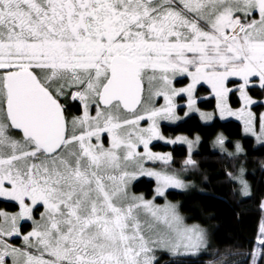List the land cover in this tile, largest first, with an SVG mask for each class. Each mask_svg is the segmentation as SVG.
I'll return each mask as SVG.
<instances>
[{
    "label": "snow or ice",
    "instance_id": "1",
    "mask_svg": "<svg viewBox=\"0 0 264 264\" xmlns=\"http://www.w3.org/2000/svg\"><path fill=\"white\" fill-rule=\"evenodd\" d=\"M177 77L188 83L175 87ZM201 85L221 119L236 117L264 146V113L251 110L249 95L250 86L264 91V0H0V197L19 207L0 211V264H159L157 252L205 251L207 231L186 226L166 196L190 183L171 170V152L151 148L186 145L182 171L198 168L201 137L166 139L160 121H211L197 104ZM225 143L221 133L213 146L247 155L241 142L234 151ZM244 174L226 173L248 196ZM140 177L154 179L151 199L132 191ZM22 221H31L27 233ZM247 257L264 264V223Z\"/></svg>",
    "mask_w": 264,
    "mask_h": 264
},
{
    "label": "trees",
    "instance_id": "2",
    "mask_svg": "<svg viewBox=\"0 0 264 264\" xmlns=\"http://www.w3.org/2000/svg\"><path fill=\"white\" fill-rule=\"evenodd\" d=\"M177 81L184 84L188 80L184 77ZM198 91L210 93V88L201 85ZM250 91L262 96L257 86L250 87ZM230 100L233 105H240L238 93L230 95ZM200 103L204 107L215 108L213 95L200 100ZM72 113L79 114L78 105L73 106ZM162 130L170 137L177 134H198L201 137L197 150L193 152V158L198 162L195 170L182 171L187 156L186 145L154 142L152 147L171 152V170L180 171L193 181L189 189H171L167 195L179 203L188 221L207 228L210 241L209 247L195 257L189 259L165 255L159 264H244L248 259L247 253L256 247L264 215L261 207L264 199V146L257 145L253 137L244 135L241 122L234 119L215 118L210 123H204L198 115L193 114L191 118L176 124L163 123ZM221 133L230 148H234V143L239 140L247 155L231 158L214 148L213 141ZM241 165L245 167V175L251 184V193L246 197L240 196L237 181L230 180L226 175L229 171L236 175ZM153 187L154 180L146 177L134 185L135 190H144L148 197L152 196ZM17 208V203L0 198V209Z\"/></svg>",
    "mask_w": 264,
    "mask_h": 264
},
{
    "label": "rangeland",
    "instance_id": "3",
    "mask_svg": "<svg viewBox=\"0 0 264 264\" xmlns=\"http://www.w3.org/2000/svg\"><path fill=\"white\" fill-rule=\"evenodd\" d=\"M180 78H184V77H177L176 81L174 82V86L177 87V88H179V87H183V86H185V85L188 83V81H187L186 83H184V84L178 83L177 80L180 79ZM206 86H207V85H206ZM230 86H231V85H230ZM250 87H251V86H250ZM257 87H258V86H257ZM147 88H148L147 81H145V97H147ZM198 90H199V87H198ZM258 91H260V93H262V96H259V95H257V94H252L251 91H249V95H251V96L253 97V99L256 100V101L258 102L257 104L253 105V106H252V109H251L254 113H257V115H259L260 113H264V91L260 90L259 88H258ZM197 95H198V97L200 98V99H198L197 104H198V107L201 109V111L214 113L213 119H212L211 121H208V122H204V121H202V120H201V121L204 122V123H210V122H212L215 118H219V119H221L220 116H219V113L216 111V100H215V108H207V107H204L203 105H201V103H200V100H204V99H206L207 97H209L210 95H212V94H211V89H210V93L199 92V91H198V92H197ZM238 96H239V95H238ZM146 103H148L147 100H146ZM150 103H151L152 105L156 106V107H159V106H161V105L164 104V99H163V97H153ZM176 103H177V105H178V107H177V115H179L180 117L183 118V117H184V111L187 110V109L184 107V105H185V103H186V98H183V99H182V98H179V97H178L177 100H176ZM229 103H230V105H231V107H232L233 109H237V108L241 107V104H240V105H237V106L233 105V104L231 103L230 98H229ZM93 114H94V113H93ZM196 115H198V114H196ZM198 116H199V115H198ZM199 118H200V117H199ZM183 119H185V118H183ZM183 119H181V120H179V121H175V122L167 121V120H161V121H160V129H161L162 134L166 137V139H175L177 136H180V135H186V136H188L190 139H195V136H196L197 134H196L195 136H189V135H187V134H177V135H175V136H173V137H170V136H167V135L163 132V130H162V124H163V123L176 124V123L182 121ZM228 119H234V120H238V121H240L239 119H237V118L234 117V116H232V117H226V118L221 119V120H228ZM240 122H241L242 127H243V123H242V121H240ZM141 126L146 127V126H147V122H141ZM243 134L246 135V136H250V135H248V134H245L244 132H243ZM253 138H254V137H253ZM254 140H255V138H254ZM237 141H239V140H237ZM154 142L165 143V141L154 140V141L152 142V144H153ZM239 142H240V141H239ZM255 143H256L257 145H259V144L257 143L256 140H255ZM165 144H168V143H165ZM171 145H174V144H171ZM105 146H107V143L105 144ZM213 147H214V146H213ZM225 147H226L229 151H234V148H230V146H228L226 143H225ZM151 148H152V151H154V152H159V153H168V152H169V151H165V150H162V149H155V148L152 147V145H151ZM197 148H198V145L196 146V148L194 149V151L197 150ZM214 148H216V149L219 150L218 147H214ZM141 151H142V148H141ZM156 163H159V162H156ZM156 163H154V162H147V163L145 164V167H148V168H155V169H157V170H161V169H162V165H160V166L155 165ZM241 166H243V165H241ZM241 166H240V167H241ZM243 167H244V166H243ZM244 168H245V167H244ZM239 169H240V168H239ZM176 172H179V173L181 174V178L184 179L186 182L190 183L191 186L193 185V181H191V180H189L188 178H186L185 174L181 173L180 171H176ZM245 173H246V169H245ZM236 175H239V170H238V173H237ZM141 178H143V177H140L138 180H140ZM146 178H149V177H146ZM243 178H244L245 180H247V182L249 183V185H250V193H251V184H250V182H249V180L247 179V177H246L245 174H244V177H243ZM149 179H152V178H149ZM153 180H154V179H153ZM236 181H237V183H238V189H239V194H240V196H241V197H246V196H244V195L241 194V187H242V186L240 185V183H239L238 180H236ZM136 182H137V181H136ZM136 182H134L133 185H132V191H133L134 193H136V194H144L146 198L151 199V198L153 197V195H154V188H155V186H156V185H155V181H154V187H153V194H152V196H150V197L146 196V193H145L144 190H143V191H142V190L137 191V190L134 189V185H135ZM191 186H190V187H191ZM190 187H189V188H190ZM189 188H187V189H189ZM171 189H172V188L168 189L167 192H166L167 200H168L169 202L173 203V204H177V205H178V210H179V213H180L181 217L183 218V222H184V224H185L186 226H188V227L199 226V227L205 229V230L207 231V233H208V230H207V228H206L204 225H201V224H199V223H197V222H190V221H188V220L186 219V217L183 215V213L181 212V210H180V208H179V203H178L177 201H175V200H173V199H171V198L168 197L167 193H168V191L171 190ZM178 190H186V189H178ZM0 198L6 200L5 198H2V197H0ZM8 201H10V200H8ZM13 202H14V201H13ZM155 203L158 204V205H163V204L165 203V198H164V197H156V199H155ZM262 204H264V199L262 200L261 205H262ZM42 209H43L42 207H38V209H35V210H34L33 216H34L35 219L39 220V212H40ZM263 209H264V208H263ZM36 210H37V211H36ZM0 211H4V212H8V213H16V212L19 211V208L15 209V210H5V209H0ZM21 223H22V225H23V227H22V232H23V233H27L28 231L31 230V221H22ZM261 223H264V215L262 216V219H261L260 225H261ZM259 227H260V226H259ZM258 235H259V234H258ZM208 241H210V239H209V233H208ZM9 242H10V243H13V244L16 245V246H20V245L22 244V237H12V238L10 239ZM165 255H166V256H169V257L172 256L170 253H166V252H157V257H158L159 260H160L162 257H164ZM8 264H11V259H10V258H8Z\"/></svg>",
    "mask_w": 264,
    "mask_h": 264
},
{
    "label": "flooded vegetation",
    "instance_id": "4",
    "mask_svg": "<svg viewBox=\"0 0 264 264\" xmlns=\"http://www.w3.org/2000/svg\"><path fill=\"white\" fill-rule=\"evenodd\" d=\"M15 203H16V202H15ZM18 208H19V207H18ZM37 209H38V208H37ZM36 211H37V210H36ZM41 211H43V209H42ZM41 211H40V212H41ZM40 212H39V213H40Z\"/></svg>",
    "mask_w": 264,
    "mask_h": 264
}]
</instances>
